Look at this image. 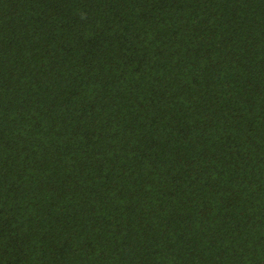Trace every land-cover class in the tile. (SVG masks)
<instances>
[{"label": "trees", "instance_id": "16d2710c", "mask_svg": "<svg viewBox=\"0 0 264 264\" xmlns=\"http://www.w3.org/2000/svg\"><path fill=\"white\" fill-rule=\"evenodd\" d=\"M0 264H264V0H0Z\"/></svg>", "mask_w": 264, "mask_h": 264}]
</instances>
